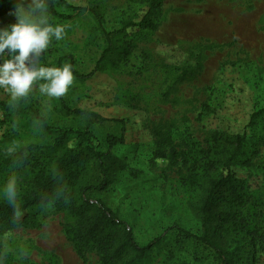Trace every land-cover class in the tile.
<instances>
[{
  "label": "rangeland",
  "instance_id": "1",
  "mask_svg": "<svg viewBox=\"0 0 264 264\" xmlns=\"http://www.w3.org/2000/svg\"><path fill=\"white\" fill-rule=\"evenodd\" d=\"M1 1V0H0ZM72 7L96 8L103 28L115 31L126 22H138L147 0H65ZM8 11L0 28L16 23ZM50 25H62V39L52 38L38 57L41 66L63 67L71 57L77 72H91L106 44L94 19L87 13L55 7ZM155 32L120 37L124 47L91 78L73 77L62 96L70 109L96 113L125 122V144L114 150L126 169L107 191L92 195L115 211L131 227L135 240L145 245L163 237L142 264H216L209 250L190 241L177 242L173 225L194 235L200 223L189 208L197 195L194 183L204 180L214 133H246L243 160L233 169L246 182V205L241 214L249 221L264 216V0H163ZM125 41L124 43H122ZM5 58L8 49L4 50ZM28 63V61H26ZM34 82L25 97L11 100L0 88V147L18 151L45 144L42 132L29 117L30 107L47 125L57 129L90 131L103 144L118 135L112 122L90 123L65 115ZM208 107L211 112H206ZM262 111L247 126L252 113ZM5 140V143H2ZM31 178L27 169L0 166V199L9 180L20 192ZM37 228L14 229L0 236V264H101L95 252L83 263L64 231L74 219L53 204L30 211ZM254 264H264V251Z\"/></svg>",
  "mask_w": 264,
  "mask_h": 264
},
{
  "label": "trees",
  "instance_id": "2",
  "mask_svg": "<svg viewBox=\"0 0 264 264\" xmlns=\"http://www.w3.org/2000/svg\"><path fill=\"white\" fill-rule=\"evenodd\" d=\"M18 2L1 0L0 17L14 10ZM28 2L30 0H25V7ZM43 2L46 12L52 16L58 15L57 6L77 14L87 12L100 30L106 46L91 72L85 75L77 72L71 57L59 59V62L69 60L77 81L91 78L106 64L116 67L119 62L114 55L120 50L126 54L124 45H118L119 38L127 36V30L133 34L155 32L163 7V0H147L146 10L138 22H126L121 28L107 32L103 28V16L96 8L72 7L65 0ZM55 105L63 114L86 118L90 123L112 122L120 132L106 136L100 144L88 130L57 129L47 125L45 119L30 107L29 117L41 130L45 144L31 143L18 151L0 147L2 168L27 169L31 173V178L12 202L20 208L21 216H15L7 198L0 199V236L14 229L37 228L30 211L53 204L74 219V226L67 227L64 234L83 263L86 254L93 251L101 264H142L163 237L154 238L145 245L138 244L126 221L100 199H91L92 195L107 191L117 181L119 173L126 169L124 161L114 154L117 147L125 144V122L106 119L90 111L70 109L62 96L56 97ZM204 110L211 112L208 107ZM261 113H252L247 126H252ZM245 142L246 133L213 134L211 158L205 164L204 180L194 183L197 195L189 201V208L200 223L201 234L194 235L177 225L172 227L176 230L177 242L190 241L209 250L216 264H254L256 254L264 251V216L258 222L242 216L241 210L247 202L246 182L233 172L239 164H250L248 159H240Z\"/></svg>",
  "mask_w": 264,
  "mask_h": 264
},
{
  "label": "clouds",
  "instance_id": "3",
  "mask_svg": "<svg viewBox=\"0 0 264 264\" xmlns=\"http://www.w3.org/2000/svg\"><path fill=\"white\" fill-rule=\"evenodd\" d=\"M46 4L43 0H30L25 7L24 2L16 4L11 13L16 23L8 28H0V88H5L12 101L25 97L32 90L37 81L39 90L48 97H61L73 82L71 65L63 67L41 66L39 60H29L30 53L38 57L42 50H46L52 38L62 39L64 28L62 25L52 26L47 21ZM8 49L7 58L4 50ZM28 61V63H26ZM4 196L12 203L17 190L13 180H9L3 189ZM14 214L21 216V210L14 203Z\"/></svg>",
  "mask_w": 264,
  "mask_h": 264
}]
</instances>
